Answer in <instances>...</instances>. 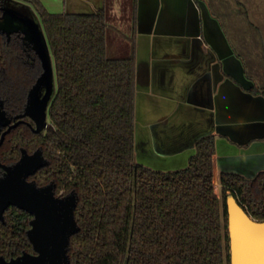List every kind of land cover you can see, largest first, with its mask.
Masks as SVG:
<instances>
[{"label": "trees", "instance_id": "1", "mask_svg": "<svg viewBox=\"0 0 264 264\" xmlns=\"http://www.w3.org/2000/svg\"><path fill=\"white\" fill-rule=\"evenodd\" d=\"M19 1L38 15L54 64L49 126L33 137L47 163L32 177L54 181L57 194L77 195L70 264H229L226 195L264 219V172H218L214 135L196 142L186 167L164 171L137 162L135 59L107 55L104 10L55 13L40 0ZM3 41L0 33V66ZM250 91L264 95V83ZM24 138L8 136L2 160H14ZM4 218L0 254L32 251L31 214L10 206Z\"/></svg>", "mask_w": 264, "mask_h": 264}, {"label": "crops", "instance_id": "2", "mask_svg": "<svg viewBox=\"0 0 264 264\" xmlns=\"http://www.w3.org/2000/svg\"><path fill=\"white\" fill-rule=\"evenodd\" d=\"M40 1L55 13L104 10L107 55L134 56L137 162L186 167L196 142L214 135L218 172H264V95L250 91L263 83L208 0ZM255 38L243 45L258 50L252 64L263 49Z\"/></svg>", "mask_w": 264, "mask_h": 264}, {"label": "water", "instance_id": "3", "mask_svg": "<svg viewBox=\"0 0 264 264\" xmlns=\"http://www.w3.org/2000/svg\"><path fill=\"white\" fill-rule=\"evenodd\" d=\"M13 2L25 9L27 14L17 13L16 6L5 7L0 24L10 27V22L15 23L17 20L23 22L27 27L25 29L27 33L40 46L43 76L52 80L54 65L42 26L29 5L19 0ZM26 113L34 115L28 109ZM7 120L3 111H0V123L4 124ZM41 120L44 124L38 126L36 130H41L45 126L43 112ZM46 163L47 159L41 149L31 154L24 149L21 157L14 163H1L4 172L0 175V219H3V212L9 205H15L32 214L26 234L35 252L24 251L10 259L0 255V264H70L68 254L70 237L79 229L74 215L77 195L74 191L57 195L54 181L38 185L35 180L28 179L29 175ZM225 203L229 264H264V219H255L249 215L231 192L226 195Z\"/></svg>", "mask_w": 264, "mask_h": 264}, {"label": "flooded vegetation", "instance_id": "4", "mask_svg": "<svg viewBox=\"0 0 264 264\" xmlns=\"http://www.w3.org/2000/svg\"><path fill=\"white\" fill-rule=\"evenodd\" d=\"M13 1L14 0H0V17L3 16L5 7L15 8L14 6H16L15 9L18 10L17 13L21 15L27 14L25 9L17 6ZM35 16L39 21L38 15L36 14ZM16 22H10V27H5L0 24V33L4 37L3 44L5 51V61L4 64L0 66V111H3L4 116L8 119L4 124L0 123V175L4 172L1 163H14L21 157L24 149L29 154L37 149L42 150L39 144L34 143L33 137L44 133L49 126L48 110L55 91L54 79L51 80L49 78L48 80V78H44L43 76L44 67L40 46L37 41L27 33L25 30L27 27L23 22H21V20H17ZM6 23L8 24L7 21ZM27 109L34 115L29 113L25 114ZM42 112L45 113V126L41 130H36L38 126L44 124L41 120ZM11 134L20 135L21 138H25L22 141L23 143L19 145L18 156L14 160L6 162L1 158V146ZM35 173L29 175L28 179L35 180L32 177ZM58 194L64 195L66 193L60 191ZM10 206L15 205H9L5 211ZM5 211L3 212V219H0L2 223L5 222ZM32 216L31 214V218ZM227 239L229 251L228 235ZM24 251L26 250H22L19 254L8 258L3 254L0 255H3L6 259H10L20 255ZM28 252L34 253L35 251L32 248V251Z\"/></svg>", "mask_w": 264, "mask_h": 264}, {"label": "rangeland", "instance_id": "5", "mask_svg": "<svg viewBox=\"0 0 264 264\" xmlns=\"http://www.w3.org/2000/svg\"><path fill=\"white\" fill-rule=\"evenodd\" d=\"M208 1L212 5L213 9L220 15L224 26L238 51L241 52L243 56H249L248 54L251 55L250 58H246V61L248 62L247 67L249 68L250 73L256 76L260 80V82L264 83V0ZM256 10L261 12L260 15L256 13ZM249 11H252V13ZM33 13L36 15L34 11ZM248 35L249 37H251V40L253 36H255L258 39L257 42H259L261 47H263L262 53L260 55L258 54L259 56L256 59L259 62L255 64H252L254 62V59H252L251 57L252 55L256 54V51L258 50H248L243 48V45L246 44L245 38ZM53 79L55 87V72L53 75ZM224 245H228V239H225Z\"/></svg>", "mask_w": 264, "mask_h": 264}]
</instances>
